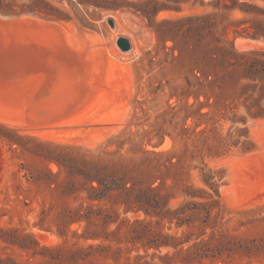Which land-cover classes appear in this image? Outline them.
I'll use <instances>...</instances> for the list:
<instances>
[{"label": "rangeland", "instance_id": "obj_1", "mask_svg": "<svg viewBox=\"0 0 264 264\" xmlns=\"http://www.w3.org/2000/svg\"><path fill=\"white\" fill-rule=\"evenodd\" d=\"M0 264H264V0H0Z\"/></svg>", "mask_w": 264, "mask_h": 264}, {"label": "water", "instance_id": "obj_2", "mask_svg": "<svg viewBox=\"0 0 264 264\" xmlns=\"http://www.w3.org/2000/svg\"><path fill=\"white\" fill-rule=\"evenodd\" d=\"M111 27L114 28L115 24L113 21H110ZM118 46L122 49L124 52H129L132 49V45L130 40L124 37H120L117 42Z\"/></svg>", "mask_w": 264, "mask_h": 264}, {"label": "trees", "instance_id": "obj_3", "mask_svg": "<svg viewBox=\"0 0 264 264\" xmlns=\"http://www.w3.org/2000/svg\"><path fill=\"white\" fill-rule=\"evenodd\" d=\"M91 181H92V182H98V183H99V185H103L102 181H101V180H99V179H97V178H95V177H94V178H92V179H91ZM107 188H109V187H108V186H106V187H105V190H106ZM109 189H110V188H109ZM91 190H92L93 192H95V193H96V192H98V191L100 190V188H97V187H94V186H93Z\"/></svg>", "mask_w": 264, "mask_h": 264}]
</instances>
